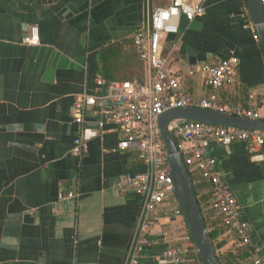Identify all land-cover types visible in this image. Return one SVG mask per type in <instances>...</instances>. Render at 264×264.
Here are the masks:
<instances>
[{"label":"crops","instance_id":"obj_1","mask_svg":"<svg viewBox=\"0 0 264 264\" xmlns=\"http://www.w3.org/2000/svg\"><path fill=\"white\" fill-rule=\"evenodd\" d=\"M171 1L0 0V264H158L159 231H180L178 218L169 224L161 220L152 230L154 244L133 262L144 197L120 193L115 184L122 173L145 166L135 150L117 149L119 133L110 126L89 140L82 158L71 153L77 133L73 99L101 89L92 67L96 52L130 40L154 9ZM202 2V16L181 18L178 34L162 38L165 52L175 44L171 69L196 70L236 57L233 85L213 90L199 71L184 85L195 98L240 103L263 113L264 55L253 39L245 0ZM31 26L37 28L36 44L23 42ZM124 60L134 62L136 55ZM143 73L142 80L148 77L144 65ZM96 117L93 108L84 121L94 125ZM230 150L226 154L211 143L219 170L251 224V245L264 253V150L254 158L240 142ZM194 186L198 197L209 194L206 184ZM173 207L168 202L162 214H171ZM209 223H216L211 216ZM209 233L223 263L229 264L231 255L239 264L244 251H231L235 234L223 227Z\"/></svg>","mask_w":264,"mask_h":264},{"label":"built area","instance_id":"obj_2","mask_svg":"<svg viewBox=\"0 0 264 264\" xmlns=\"http://www.w3.org/2000/svg\"><path fill=\"white\" fill-rule=\"evenodd\" d=\"M259 1L264 11V0ZM205 11L202 0H172L168 6L154 9L149 14L147 25L138 28L132 35L139 59L148 69V77L141 81H106L98 76L100 91L77 95L71 105L73 122L77 125L71 149L74 156L82 158L87 154L89 140L110 126L119 133L117 149L135 150L145 166L142 171L122 173L115 184L120 193L132 191L144 197L142 216L133 244V262L154 244L151 237L156 224L163 219L169 224L172 218H178L180 231L172 227L159 231L162 249L155 261L158 264H198V251L175 196L166 149L158 127L160 115L172 108L196 106L264 121V112L261 113L258 108H249L240 103H224L216 98H195L184 85V80L192 77L194 71H199L204 83L213 90L233 85L238 63L236 57L203 63L196 70L189 65L183 71L171 69L170 60L175 44L164 54L162 38L178 34L181 18L192 21ZM245 15L250 21L247 11ZM253 39L258 40L255 33ZM23 42H38L36 26L27 30ZM93 108L96 110V121L94 125H88L84 116ZM168 130L193 184L202 182L209 187L207 208L216 223L207 227V230L210 232L223 227L235 234L231 251H244L239 264H264V253L251 245V224L211 152L212 142L221 145L226 154H230L233 143L240 142L254 158L264 150V131L193 120H173L168 124ZM67 196L76 197L78 193H69ZM168 202L174 205L173 210L171 214L163 215L162 208Z\"/></svg>","mask_w":264,"mask_h":264},{"label":"water","instance_id":"obj_3","mask_svg":"<svg viewBox=\"0 0 264 264\" xmlns=\"http://www.w3.org/2000/svg\"><path fill=\"white\" fill-rule=\"evenodd\" d=\"M249 17L253 23L260 48L264 55V11L259 0H245ZM194 61L193 57H189ZM173 120H193L210 124L264 131V121L251 120L206 108L187 106L163 112L158 121L161 139L164 143L169 171L173 179L175 196L198 251L202 264H220L209 231L202 217L196 190L176 143L168 130Z\"/></svg>","mask_w":264,"mask_h":264},{"label":"trees","instance_id":"obj_4","mask_svg":"<svg viewBox=\"0 0 264 264\" xmlns=\"http://www.w3.org/2000/svg\"><path fill=\"white\" fill-rule=\"evenodd\" d=\"M132 51L136 55V61H125L124 59L128 58L130 54L133 53ZM163 53L166 54L167 52H165V50L163 49ZM92 67L95 71V74L106 81H141L143 79L144 74L143 64L136 52L132 38L124 43H111L100 48L93 57ZM208 198L209 194L206 196V198L197 196V201L206 227L210 224V215L208 213L209 209L207 208ZM209 237L214 248L216 249V245L213 243L212 233H209ZM228 256L231 261L229 264H237L235 262L237 258L236 256ZM217 258L220 264H225L223 263V260L219 255H217ZM197 262L198 264H201L200 258H198Z\"/></svg>","mask_w":264,"mask_h":264}]
</instances>
